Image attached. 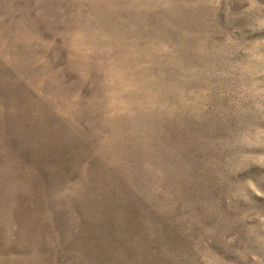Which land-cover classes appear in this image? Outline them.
Returning <instances> with one entry per match:
<instances>
[{
    "label": "rangeland",
    "instance_id": "374dc122",
    "mask_svg": "<svg viewBox=\"0 0 264 264\" xmlns=\"http://www.w3.org/2000/svg\"><path fill=\"white\" fill-rule=\"evenodd\" d=\"M0 264H264V0H0Z\"/></svg>",
    "mask_w": 264,
    "mask_h": 264
}]
</instances>
